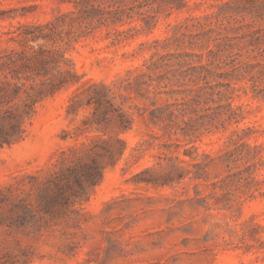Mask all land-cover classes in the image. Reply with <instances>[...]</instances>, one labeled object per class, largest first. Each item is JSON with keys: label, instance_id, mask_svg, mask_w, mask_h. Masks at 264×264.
<instances>
[{"label": "rangeland", "instance_id": "obj_1", "mask_svg": "<svg viewBox=\"0 0 264 264\" xmlns=\"http://www.w3.org/2000/svg\"><path fill=\"white\" fill-rule=\"evenodd\" d=\"M223 1L187 0L188 6L170 13L165 7L157 19L102 26L66 53L80 80L94 82L92 86L69 84L54 93L44 86L34 89L35 109L25 121L24 137L0 148L1 260L264 264V99L252 97L249 80H236L246 87L232 100L241 105L239 121L206 131L208 110L199 111L201 118L191 120L199 126V137L188 142L173 132L196 114L165 120L164 133L160 125L144 123L134 108H152L153 94L138 96L124 80L128 70L154 52L165 54V76L178 62L197 64L196 57L179 55L205 54L207 48L197 46L201 26ZM23 8L26 15H20ZM70 8L57 0H0V16H5L0 17V32L18 21H43ZM114 28L126 32L114 35ZM246 50H240L239 60H261L248 57ZM184 87L165 79V94L156 105L174 108L183 96L176 90ZM95 92L110 100L96 113V103L89 102ZM118 112L134 118L132 127L123 129ZM121 149L120 157H109L108 151ZM91 160L102 167L100 182L84 183L75 201L54 198L56 176H65L67 166Z\"/></svg>", "mask_w": 264, "mask_h": 264}, {"label": "trees", "instance_id": "obj_2", "mask_svg": "<svg viewBox=\"0 0 264 264\" xmlns=\"http://www.w3.org/2000/svg\"><path fill=\"white\" fill-rule=\"evenodd\" d=\"M57 1L69 3L72 8L58 10L51 18L43 21H18L16 25L0 32V148L24 137L25 121L35 109L33 91L36 87L44 86L49 93H54L69 84L80 83V87L88 84L84 88L94 84L88 80L81 81L74 64L66 56L67 51L74 48V44L81 38L102 26L130 23L133 19H157L160 13H165V7L170 13L172 9L188 6L187 0ZM26 13L27 9L23 8L20 15ZM205 17L208 22L206 27L201 26V42L197 44L200 49L207 48L205 54L184 51L179 55L194 56L197 64L185 67L186 63L178 62V67L168 70L171 75L165 76V54L154 52L141 66L128 70L124 79L126 87L136 95L153 94L152 108L137 105L134 108L144 123L158 124L164 133L167 128L165 120L172 122L178 116L196 114V117L189 116L187 120H183L184 125L178 128L179 132H173L180 133L188 142L199 137V126L191 124V120L201 118L199 111L208 110V120L203 123L206 131L224 130L233 122L239 121L241 114L237 109L241 105L234 106L232 100L240 95L237 91L246 93V87L236 85V80H249L252 97L264 99V0H226L218 5V10ZM134 28L135 26L129 27L127 30ZM113 30L114 35L126 32L117 28ZM240 30H243L240 34H230ZM240 42L244 45L238 47V52H233L232 49ZM243 48H247L248 57L261 60H239L238 57L242 55L240 50ZM204 55L206 61L202 63ZM223 67H228V70L217 72ZM165 79L185 86L176 90V93L183 96L181 101L174 102L172 109L170 103H166V107L165 103L156 105L157 97L165 94ZM257 82L263 86L259 87ZM91 101L96 103L94 113L103 102L110 104V100L102 92H95L89 98L90 103ZM209 102L214 104H208ZM100 113H105V110ZM118 117L123 129L132 127V116L118 112ZM232 133L238 134V131L233 130ZM148 135L154 137L149 133ZM162 144L165 145V142ZM115 153L120 157L123 149L118 152L108 151L110 158ZM66 170L65 176L64 173L56 176L54 198L75 201L83 193L84 183L91 187L102 178V167L95 160L78 166H67ZM70 180L76 185L75 188H72ZM15 263V260L0 258V264Z\"/></svg>", "mask_w": 264, "mask_h": 264}]
</instances>
